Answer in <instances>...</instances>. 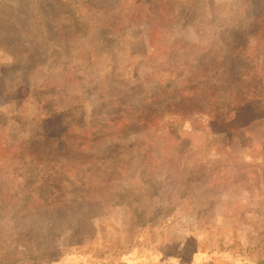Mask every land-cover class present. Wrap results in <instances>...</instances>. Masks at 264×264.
<instances>
[{
    "label": "rangeland",
    "instance_id": "1",
    "mask_svg": "<svg viewBox=\"0 0 264 264\" xmlns=\"http://www.w3.org/2000/svg\"><path fill=\"white\" fill-rule=\"evenodd\" d=\"M261 19L0 0V264H264Z\"/></svg>",
    "mask_w": 264,
    "mask_h": 264
},
{
    "label": "trees",
    "instance_id": "2",
    "mask_svg": "<svg viewBox=\"0 0 264 264\" xmlns=\"http://www.w3.org/2000/svg\"><path fill=\"white\" fill-rule=\"evenodd\" d=\"M261 21L264 23V20H262L261 19ZM260 23V22H259ZM262 28V27H261ZM258 30H260V28L258 29ZM258 95V97L257 98H262L263 97V93L262 92H260V93H258L257 94ZM259 121V120H258ZM54 138V137H53ZM59 139L60 138H58V141H57V146H55L54 144V148L53 149H51V151H50V154H51V156H53V157H55V158H60V159H62V158H66V157H68L69 156V154H70V148L73 150V151H78L79 149H80V143H79V141L78 140H76L75 138H71L72 140H69L67 143H66V145H65V143H60L59 142ZM49 144H52V143H49ZM56 144V143H55ZM50 146H52V145H50ZM67 146V147H66ZM68 147H70V148H68ZM53 157H51V160H53L54 158ZM56 161L57 160H55V163H56ZM42 200V199H41ZM12 216H14L13 215V213L11 214Z\"/></svg>",
    "mask_w": 264,
    "mask_h": 264
}]
</instances>
